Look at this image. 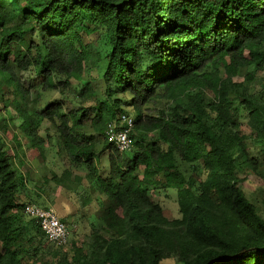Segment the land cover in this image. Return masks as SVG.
<instances>
[{
  "label": "trees",
  "instance_id": "obj_1",
  "mask_svg": "<svg viewBox=\"0 0 264 264\" xmlns=\"http://www.w3.org/2000/svg\"><path fill=\"white\" fill-rule=\"evenodd\" d=\"M92 36L106 37L104 56ZM89 61L101 72L94 79ZM28 71L31 81L17 75ZM72 81L95 103L41 105L38 87ZM1 101L41 154L49 135L39 121L56 127L69 165L52 179L80 198L60 195V219L91 227V241L74 231L61 247L35 219L29 227L24 206L37 200L25 147L17 135L16 150L0 138V264H264V217L240 176H261L264 165V0H0ZM125 108L137 115L130 152L105 134ZM72 169L85 174L71 180ZM171 189L172 219L151 194Z\"/></svg>",
  "mask_w": 264,
  "mask_h": 264
},
{
  "label": "rangeland",
  "instance_id": "obj_2",
  "mask_svg": "<svg viewBox=\"0 0 264 264\" xmlns=\"http://www.w3.org/2000/svg\"><path fill=\"white\" fill-rule=\"evenodd\" d=\"M93 38V51L94 53H99L104 56L108 49L107 45V39L105 36L98 37V36H92ZM99 69L95 67L90 61L86 64V70L85 75L86 77H91V79H94L98 77ZM23 80L26 78L28 81H31L35 78L37 75L33 72H26L24 74L17 73ZM224 72L223 70H220V76H223ZM37 82H40V78H37ZM99 79V78H98ZM243 73L241 75L234 78L235 82H241L243 81ZM72 86L68 88H61L58 90H44L40 87H38V93L39 98L41 100V105L44 106L47 102H51L50 100L55 101H64L65 107H72V106H79V103H83L86 105H91L95 103L93 99H83L80 95L83 84L78 83V81H72ZM95 84V83H93ZM96 85V84H95ZM101 84H99L98 87H100ZM102 89V88H101ZM32 99L35 98L36 94L31 90ZM102 92V91H101ZM101 94V93H99ZM11 96L10 94H7V97ZM0 106L3 108L4 103L1 101ZM151 108H165V103H159L157 106H150ZM126 111L130 112L133 119L136 118V111L132 108H125ZM152 114H156L157 111H154L153 109L150 110ZM16 116V112L14 111V107L11 106L10 108L6 110L0 111V138L4 141L6 146L9 148H14L16 150L17 144L15 135L18 136V140L23 142L22 145L25 147V157H24V167L23 170L29 169L31 171V175L25 173V179L27 180V183L30 188L33 190V192L38 193L41 197H36V194L33 193L34 198L37 200L34 203L40 204L41 206L49 205L56 210L59 218L62 217V204H56L57 200L60 199V195L64 196V194H68V196L65 198L66 200H69L73 203H78L79 199L77 196L76 191L73 190H66V188H63V186H60L57 184L53 179L52 175L54 173H57L58 175H62V172L65 170V167L69 165V162L67 159L64 158L63 151H62V144L61 139L56 131V127L51 124L50 122L46 120L39 121V130L38 134L45 138L47 135H49V138L44 142V149L43 154L39 153L34 150L33 147L29 145V142L26 141L24 136L17 132L18 124L20 119L13 120L11 117ZM243 132L250 136L251 131L249 129L244 128ZM250 143V141H248ZM22 146V148H23ZM252 148V147H251ZM130 152V151H129ZM251 155H254L258 162H262V158L259 155L258 152L254 151V148L251 149ZM40 163V164H39ZM102 163V170L107 171L108 168V157L107 155H103L101 158ZM182 169L186 170L188 166L182 165ZM74 172L72 173L71 180H74L75 175L77 173H80V175H84L85 172L82 169H72ZM261 176H258L255 173H248L247 175L241 174V177H246L243 182V188L246 191V194L248 198L255 203V205L258 208V212L264 217V165H261ZM29 173V172H28ZM41 182L40 188H34L33 183ZM66 185H69V182L66 183ZM62 193V194H60ZM64 193V194H63ZM154 200L161 204V206L164 209V214L172 219L179 217V206L177 202V194L175 190H160V191H152L151 192ZM55 200V201H54ZM27 202V201H26ZM55 202V203H54ZM95 212V211H94ZM29 227H31V220L30 217H25ZM67 224L70 226V229L72 232L76 231L78 234H76L75 238L79 242H83L86 245L91 241V227L89 226H82L77 225L76 221L74 220V217L71 215L67 218ZM80 227V228H79ZM73 237V233L71 236V239ZM74 238V237H73ZM70 239V240H71ZM174 259L166 260L165 264H171L174 263Z\"/></svg>",
  "mask_w": 264,
  "mask_h": 264
},
{
  "label": "built area",
  "instance_id": "obj_3",
  "mask_svg": "<svg viewBox=\"0 0 264 264\" xmlns=\"http://www.w3.org/2000/svg\"><path fill=\"white\" fill-rule=\"evenodd\" d=\"M120 122L121 126L119 128L114 123H109L106 136L108 141L115 144L119 150L127 151L132 145L130 133L134 125V119L123 114L120 117ZM23 213L37 221L51 243L61 247H66L69 244L72 234L70 226L59 218L53 207L26 204Z\"/></svg>",
  "mask_w": 264,
  "mask_h": 264
},
{
  "label": "clouds",
  "instance_id": "obj_4",
  "mask_svg": "<svg viewBox=\"0 0 264 264\" xmlns=\"http://www.w3.org/2000/svg\"><path fill=\"white\" fill-rule=\"evenodd\" d=\"M123 114L129 115V116L132 117V115H131L130 112H128V111H127V112H121V113H119V114L117 115V116H118V117H117L118 119H117L116 122H118V124H117L116 122H113V121H112V122H109V123H114V124L116 125V127L119 128V127L121 126L120 117H121V115H123ZM132 118H133V117H132ZM109 123H108V124H109ZM108 124H107V126H108ZM134 125H135V119H134ZM134 125H133V128H134ZM133 128H132V131H133ZM106 130H107V128H106ZM132 131H131V133H130V139H131V144H132V145H131V148H132V146H133V142H132V138H131ZM105 134H106V132H105ZM106 138H107V136H106ZM107 140H108V139H107ZM108 142H109V141H108ZM110 143H111V142H110ZM112 144H113V143H112ZM113 145L118 149V147H117L115 144H113ZM131 148H130V149H131ZM130 149L127 150V151H121V150H119V149H118V150H119L120 152H128V151H130Z\"/></svg>",
  "mask_w": 264,
  "mask_h": 264
},
{
  "label": "crops",
  "instance_id": "obj_5",
  "mask_svg": "<svg viewBox=\"0 0 264 264\" xmlns=\"http://www.w3.org/2000/svg\"><path fill=\"white\" fill-rule=\"evenodd\" d=\"M40 164V163H39ZM78 174H80V173H77L76 175H78ZM75 175V176H76ZM33 186H36V183H33ZM35 188V187H34ZM61 194V193H60ZM47 206V205H46ZM48 206H51V204H49ZM52 207V206H51Z\"/></svg>",
  "mask_w": 264,
  "mask_h": 264
}]
</instances>
